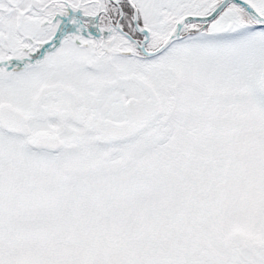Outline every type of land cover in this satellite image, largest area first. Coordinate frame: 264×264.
I'll use <instances>...</instances> for the list:
<instances>
[{
  "label": "snow or ice",
  "instance_id": "6c2138e0",
  "mask_svg": "<svg viewBox=\"0 0 264 264\" xmlns=\"http://www.w3.org/2000/svg\"><path fill=\"white\" fill-rule=\"evenodd\" d=\"M0 264H264V0H0Z\"/></svg>",
  "mask_w": 264,
  "mask_h": 264
}]
</instances>
